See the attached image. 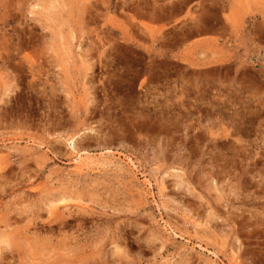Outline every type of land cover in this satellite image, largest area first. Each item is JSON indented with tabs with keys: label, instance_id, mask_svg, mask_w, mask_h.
<instances>
[{
	"label": "rangeland",
	"instance_id": "374dc122",
	"mask_svg": "<svg viewBox=\"0 0 264 264\" xmlns=\"http://www.w3.org/2000/svg\"><path fill=\"white\" fill-rule=\"evenodd\" d=\"M0 264H264V0H0Z\"/></svg>",
	"mask_w": 264,
	"mask_h": 264
},
{
	"label": "crops",
	"instance_id": "0c3cea01",
	"mask_svg": "<svg viewBox=\"0 0 264 264\" xmlns=\"http://www.w3.org/2000/svg\"><path fill=\"white\" fill-rule=\"evenodd\" d=\"M193 28H191V30L189 32H187V34L185 35V41L186 44L189 42L190 43V47L192 48H197L201 49L203 47L207 46V42L206 40H204L205 38H207V36L210 35V32H212L213 30H211L209 28V26H201V27H195V26H191ZM197 50L193 49V53L195 55H197V59L195 60L196 63L201 64V63H205L207 61V54L205 53H201L198 52ZM203 52V51H202Z\"/></svg>",
	"mask_w": 264,
	"mask_h": 264
},
{
	"label": "bare ground",
	"instance_id": "6f19581e",
	"mask_svg": "<svg viewBox=\"0 0 264 264\" xmlns=\"http://www.w3.org/2000/svg\"><path fill=\"white\" fill-rule=\"evenodd\" d=\"M196 27V26H195ZM68 197H69V195H68ZM51 199V198H50ZM58 199V198H57ZM56 199V200H57ZM55 200V199H54ZM60 200H62V199H60ZM46 203V202H45ZM68 216V215H67ZM75 217V216H74ZM65 218V217H64ZM94 228V227H93ZM54 231V230H53ZM75 232H76V230H75ZM96 234V233H95ZM72 245V244H71ZM84 245V244H83ZM71 250V249H70Z\"/></svg>",
	"mask_w": 264,
	"mask_h": 264
}]
</instances>
